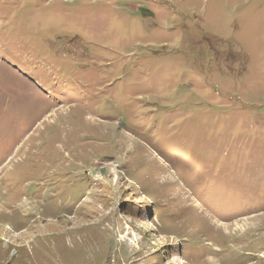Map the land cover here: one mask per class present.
Segmentation results:
<instances>
[{
  "label": "rangeland",
  "instance_id": "obj_1",
  "mask_svg": "<svg viewBox=\"0 0 264 264\" xmlns=\"http://www.w3.org/2000/svg\"><path fill=\"white\" fill-rule=\"evenodd\" d=\"M0 264H264V0H0Z\"/></svg>",
  "mask_w": 264,
  "mask_h": 264
}]
</instances>
